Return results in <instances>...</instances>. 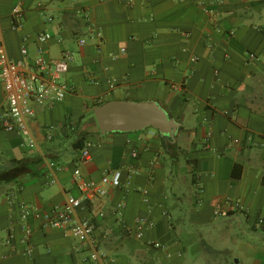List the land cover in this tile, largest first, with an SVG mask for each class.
Segmentation results:
<instances>
[{
  "label": "crops",
  "instance_id": "0c3cea01",
  "mask_svg": "<svg viewBox=\"0 0 264 264\" xmlns=\"http://www.w3.org/2000/svg\"><path fill=\"white\" fill-rule=\"evenodd\" d=\"M16 2L0 0L10 57L21 59L25 43L35 56L36 35L53 33L48 56L76 51L65 76L76 91L37 107L35 148L0 129V264H93L69 231L44 227L33 213L21 221V203L46 213L80 196L76 167L91 181L122 170L120 187L78 212L97 222L109 264H202L205 242L224 244L214 264H264V0H22L23 26L14 29ZM127 99L157 101L181 124L176 140L153 128L103 134L94 108ZM51 161L59 166L54 182ZM138 218L153 223L142 238ZM24 225L32 229L31 256Z\"/></svg>",
  "mask_w": 264,
  "mask_h": 264
},
{
  "label": "built area",
  "instance_id": "2783aa9c",
  "mask_svg": "<svg viewBox=\"0 0 264 264\" xmlns=\"http://www.w3.org/2000/svg\"><path fill=\"white\" fill-rule=\"evenodd\" d=\"M85 16L87 21H91L89 14ZM46 19L49 22L54 21V17L49 14H47ZM23 22L22 0H17L12 9V27L20 29ZM90 32L92 34L98 33L92 24ZM53 37L54 34L49 31L38 33L35 37L39 47L38 53L31 56L28 44L25 43L21 49L22 58L13 59L4 46L3 30L0 27V79L5 99V104L0 109V129L19 134L28 148L37 146L31 127V121L36 115L37 107L52 108L55 104L63 101L68 94L76 91V87L65 79L70 71L71 63L75 60L76 51L65 48L60 57L48 56L45 44ZM85 43L86 39L78 41L79 45ZM122 51L125 52V48H122ZM249 58L255 59L257 56L250 52ZM51 137L52 134L49 135V138ZM238 142L239 139L236 138L231 140V144ZM90 156L89 149L84 148L80 159L85 163L90 159ZM133 156H137V152H134ZM49 167L51 180L54 182L56 180L55 171L59 169V166L51 161ZM73 178L81 192L80 196L68 195L63 204L55 206L46 213L37 212L28 203H21V221L25 222L32 213L37 217H42L44 227H56L69 231L76 241V250L88 251V255L85 257L86 261L93 264H109L112 258L100 246L96 236L97 222L92 218H80L78 212L85 207L88 201L95 203L96 199L106 196L112 187H120L123 183L122 170L116 169L111 173H105L98 181H91L83 177L80 167H76ZM8 196L9 200H12L13 194L10 193ZM222 208L223 204L219 203L215 209V214H220ZM259 222L264 223V219H259ZM146 225L151 227L153 223L144 218L136 220L135 232L137 237H143ZM24 226V236L21 238V242L25 245L24 253L31 256L33 253V244L30 241L32 229L27 225ZM127 230L132 232V228ZM12 238H14V233L10 232L3 243H10ZM152 244L156 247L160 246L158 242Z\"/></svg>",
  "mask_w": 264,
  "mask_h": 264
},
{
  "label": "water",
  "instance_id": "95a60500",
  "mask_svg": "<svg viewBox=\"0 0 264 264\" xmlns=\"http://www.w3.org/2000/svg\"><path fill=\"white\" fill-rule=\"evenodd\" d=\"M94 115L103 134L153 128L175 141L181 125L155 100H110L96 106Z\"/></svg>",
  "mask_w": 264,
  "mask_h": 264
},
{
  "label": "rangeland",
  "instance_id": "374dc122",
  "mask_svg": "<svg viewBox=\"0 0 264 264\" xmlns=\"http://www.w3.org/2000/svg\"><path fill=\"white\" fill-rule=\"evenodd\" d=\"M223 247H224V244L215 245V242H205L204 248H203V260L201 263L202 264H214L215 261L217 262V260H215V252L224 250L225 248Z\"/></svg>",
  "mask_w": 264,
  "mask_h": 264
},
{
  "label": "trees",
  "instance_id": "16d2710c",
  "mask_svg": "<svg viewBox=\"0 0 264 264\" xmlns=\"http://www.w3.org/2000/svg\"><path fill=\"white\" fill-rule=\"evenodd\" d=\"M102 103H100L99 105H101ZM85 139V134L79 139V141L75 144L76 148H80L84 142ZM22 161H18V163H20ZM24 162V161H23Z\"/></svg>",
  "mask_w": 264,
  "mask_h": 264
}]
</instances>
